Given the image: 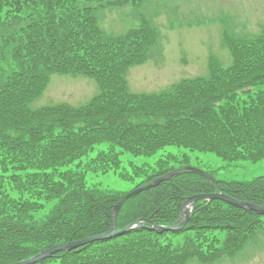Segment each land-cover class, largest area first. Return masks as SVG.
<instances>
[{"label": "trees", "instance_id": "1", "mask_svg": "<svg viewBox=\"0 0 264 264\" xmlns=\"http://www.w3.org/2000/svg\"><path fill=\"white\" fill-rule=\"evenodd\" d=\"M141 1L0 0V30L13 31L15 65L0 79V264L106 234L125 193L88 187L85 174L118 169L122 153L151 156L174 146L228 162L264 159V34L241 39L225 33L229 65L209 57L205 77L183 79L159 93H133L126 71L147 61L157 30L141 20L121 35H108L95 12ZM36 3L42 11L27 15ZM7 18L12 27L3 24ZM45 68L88 76L99 93L83 106L30 109L43 90ZM185 165V155H168L155 168L134 173L144 175L140 184L146 185ZM215 191L264 206V176L212 183L181 171L126 201L115 228L121 231L140 219L170 226L185 198ZM50 203L48 213L33 221L32 215ZM214 231L226 233L222 244ZM257 232L264 233V216L219 200L200 201L179 232H156L144 224L38 264H185L190 259L206 264L234 255ZM180 233H187L183 244L173 247L171 237Z\"/></svg>", "mask_w": 264, "mask_h": 264}, {"label": "rangeland", "instance_id": "2", "mask_svg": "<svg viewBox=\"0 0 264 264\" xmlns=\"http://www.w3.org/2000/svg\"><path fill=\"white\" fill-rule=\"evenodd\" d=\"M41 11L42 7L36 3L27 8V15ZM96 16L100 27L111 35H121L135 28L141 20L157 30L158 38L149 50L147 61L129 68L126 73L133 93H159L182 79L205 77L209 57L217 58L223 66L229 65L231 57L223 45L225 33L241 39L264 34V0H144L137 4L101 8L96 11ZM12 67L14 65L10 64L6 68L4 78L10 75ZM96 93L97 85L91 78L53 74L45 91L31 107L57 103L81 106ZM168 155L178 158L185 155L190 167L211 174L217 181L246 182L264 176V159L228 162L211 153L169 146L151 156L122 153L118 169L104 174L89 171L85 174L86 185L103 191L128 192L143 178L134 176L133 180H127L120 177L121 173L133 175L134 168L139 167L153 169L157 161ZM51 204L32 215L33 221L44 217ZM213 233L222 244L226 233ZM186 235H173L172 246H182ZM185 264L199 262L191 259ZM209 264H264V234L257 232L241 251Z\"/></svg>", "mask_w": 264, "mask_h": 264}, {"label": "water", "instance_id": "3", "mask_svg": "<svg viewBox=\"0 0 264 264\" xmlns=\"http://www.w3.org/2000/svg\"><path fill=\"white\" fill-rule=\"evenodd\" d=\"M190 171H193V172L199 173L200 175L208 177L205 173H203V172H201L199 170L191 169ZM177 172L178 171H175V172H173L171 174H168L167 176H164L163 178H160V179L156 180L151 185L143 187V188L136 189L135 191H133L130 194H128L127 196H125L113 209V212H112V226H111L110 231L107 234L98 236L96 238H89V239L83 240V241L78 242V243H69V244L57 246V247H54V248H51V249H48V250L42 252L41 254H39L38 256H36V257H34V258L30 259V260H27V261L21 262V263H17V264H35V263L41 261L42 259H45V258L49 257L50 255H52V254H54L56 252H60L62 250L74 248V247H76V246H78L80 244L86 243V242L94 240V239H104V238L112 237L113 235H116V234H122L124 232L129 231L134 225L135 226H140L139 225L140 222L138 221V222H135L134 224L128 226L127 228H125V230H123L122 232H118V233L115 232L116 215H117V212L119 211V209L121 208L122 204L126 200L131 198L132 196H135L138 193H140L141 191H144V190H147V189H149L151 187L157 186L160 182L168 179L171 175H173V174H175ZM206 198L210 199V200H221V201L226 202L227 204H229L231 206H234V207H237V208L251 210V211L256 212V213H258L260 215H264V207L263 206H258V205H255L253 203L236 201V200H233V199H231L229 197H226L224 195H221V194L194 196V197L188 198L186 200V202L184 203V205L182 206V208H181V219H182V221L181 222H179L176 226L173 225V226L168 227V228L153 226V229L154 230H159V231H178V230L182 229L185 226V224L187 223L188 219H189V213H188V209L186 207L187 204L188 203H195L197 200L206 199ZM148 223L152 224V222H149V221H148Z\"/></svg>", "mask_w": 264, "mask_h": 264}]
</instances>
